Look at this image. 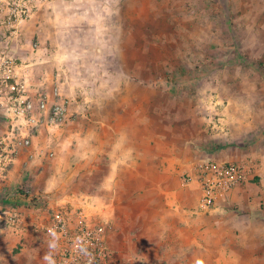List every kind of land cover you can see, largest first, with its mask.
Here are the masks:
<instances>
[{
	"label": "rangeland",
	"instance_id": "1",
	"mask_svg": "<svg viewBox=\"0 0 264 264\" xmlns=\"http://www.w3.org/2000/svg\"><path fill=\"white\" fill-rule=\"evenodd\" d=\"M98 20L82 88L47 111L48 148L72 150H45L17 198H0L16 220L0 217V264H49L44 225L85 192L105 219L104 264H264V0H119ZM215 151L258 165L257 220L164 209V168L177 176Z\"/></svg>",
	"mask_w": 264,
	"mask_h": 264
},
{
	"label": "crops",
	"instance_id": "2",
	"mask_svg": "<svg viewBox=\"0 0 264 264\" xmlns=\"http://www.w3.org/2000/svg\"><path fill=\"white\" fill-rule=\"evenodd\" d=\"M7 1L0 0V20ZM108 1L109 5L103 7L101 0H37L30 19L15 26V33L11 34L10 38L5 37L11 30L0 27V42L7 40L5 43H0V50L4 47L1 50L4 54L14 56L17 66L16 75L26 83L27 93L34 108V122L30 126L23 121L18 122L19 136L29 139L28 146L11 141V123L8 119L0 117V141L4 142L0 154V198L4 196L6 199L9 195L17 198L13 192L24 183L25 176L39 163L45 150L52 151L55 157L60 150H72L65 145L48 148L51 143L48 142L51 141L49 135H54L52 132L57 130L53 126H48L47 111L53 104H61L65 99H73L75 92L82 88L80 75L84 65L81 60L96 57L95 29L101 26L98 19L102 11H109L119 0ZM87 44H92L88 50ZM91 74L93 75L94 71ZM40 98L46 101V111L37 112ZM33 125L36 127H32ZM55 133L57 135V132ZM56 142L55 140L54 143ZM79 150H90V148L85 143ZM203 158L228 162L246 161L232 160V156L230 158L215 151L196 157L190 164L180 168L177 176L168 168H164L158 185L154 186L158 190L160 199L168 207L164 209L176 211L185 221L196 219L197 222L200 220L203 223H218L220 226L230 217L232 220L235 217L234 212L227 213L229 207L236 208L242 215L239 224L249 222L252 215H257L254 218L257 220V180L253 183L245 182L220 195L207 217L196 215L194 220L189 218L197 209L200 190L194 182L185 183L184 176L190 175L195 163ZM125 163L126 167H129V161L126 160ZM130 164L132 166L133 162ZM117 165L118 160H114V163L112 160L110 166ZM94 198H97L96 195L80 193L79 200L72 204L74 207L83 208L93 223L102 221L100 225H103L105 219L103 216H96L97 213L102 214L99 213L100 206L91 201Z\"/></svg>",
	"mask_w": 264,
	"mask_h": 264
},
{
	"label": "built area",
	"instance_id": "3",
	"mask_svg": "<svg viewBox=\"0 0 264 264\" xmlns=\"http://www.w3.org/2000/svg\"><path fill=\"white\" fill-rule=\"evenodd\" d=\"M36 1H7L0 20V27L11 30L5 38H10V35L15 33V26L30 19ZM101 2L103 7L109 5L108 0H101ZM5 41L7 40L4 39L1 42L5 43ZM1 50L0 117L8 119L11 123V141L28 146L29 139L20 138L17 130L20 128L19 121H23L27 126L34 122L33 103L28 96L26 83L16 75L17 66L14 56L6 55ZM46 105L45 99L40 98L37 112L46 111ZM50 108L48 111L52 110L55 116L60 115L63 110L60 104H53ZM53 122L54 119L50 117V123ZM2 146L4 142L0 141V154ZM257 166L247 160L228 162L203 158L195 163L190 175L184 176V181L187 184L194 182L198 185L200 198L197 210L208 213L213 209L220 195L247 182L250 176L256 173ZM0 217H3L2 212H0ZM5 220L11 224L16 222L11 215ZM44 229L52 242L49 264H104L107 248L103 228L100 224L93 223L83 208L58 210L48 218Z\"/></svg>",
	"mask_w": 264,
	"mask_h": 264
},
{
	"label": "trees",
	"instance_id": "4",
	"mask_svg": "<svg viewBox=\"0 0 264 264\" xmlns=\"http://www.w3.org/2000/svg\"><path fill=\"white\" fill-rule=\"evenodd\" d=\"M33 201V200H32Z\"/></svg>",
	"mask_w": 264,
	"mask_h": 264
}]
</instances>
